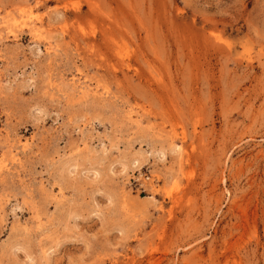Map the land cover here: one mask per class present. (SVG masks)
Listing matches in <instances>:
<instances>
[{
  "label": "rangeland",
  "instance_id": "obj_1",
  "mask_svg": "<svg viewBox=\"0 0 264 264\" xmlns=\"http://www.w3.org/2000/svg\"><path fill=\"white\" fill-rule=\"evenodd\" d=\"M0 264H264V0H0Z\"/></svg>",
  "mask_w": 264,
  "mask_h": 264
}]
</instances>
